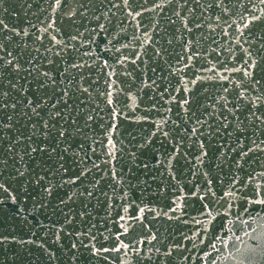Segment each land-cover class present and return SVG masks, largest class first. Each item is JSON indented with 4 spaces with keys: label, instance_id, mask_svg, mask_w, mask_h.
I'll use <instances>...</instances> for the list:
<instances>
[{
    "label": "water",
    "instance_id": "water-1",
    "mask_svg": "<svg viewBox=\"0 0 264 264\" xmlns=\"http://www.w3.org/2000/svg\"><path fill=\"white\" fill-rule=\"evenodd\" d=\"M0 22V264H264V0Z\"/></svg>",
    "mask_w": 264,
    "mask_h": 264
},
{
    "label": "snow or ice",
    "instance_id": "snow-or-ice-1",
    "mask_svg": "<svg viewBox=\"0 0 264 264\" xmlns=\"http://www.w3.org/2000/svg\"><path fill=\"white\" fill-rule=\"evenodd\" d=\"M0 23H2V22H0Z\"/></svg>",
    "mask_w": 264,
    "mask_h": 264
}]
</instances>
